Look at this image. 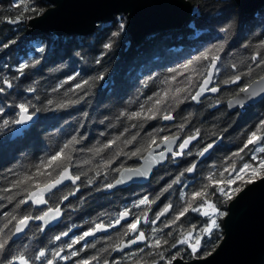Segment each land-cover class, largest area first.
Segmentation results:
<instances>
[{
	"label": "trees",
	"instance_id": "trees-1",
	"mask_svg": "<svg viewBox=\"0 0 264 264\" xmlns=\"http://www.w3.org/2000/svg\"><path fill=\"white\" fill-rule=\"evenodd\" d=\"M190 1L194 5L193 11L189 20L180 27L150 32L141 40L133 41L126 32L127 17L123 13L115 15L109 22L98 23L92 33L84 36H56L54 32L31 35L26 32L28 20L41 14L50 4L44 0H0V81L7 78L13 84L12 88H7L0 83L5 87V92L0 93V107L5 109L0 114V125L4 119L11 121L18 118L16 105L20 103H29V111L37 114L36 121L13 139L10 134L15 125L0 126V228L13 215L35 216L28 205L15 207L27 195L23 189L29 187L32 190L34 182L19 188L11 187L12 183L24 174L35 173L42 161L46 162L73 136L79 143L69 149L72 156L70 168L73 175L81 176L76 186L64 185L47 197L49 205H55L68 193H75L63 200L64 212L59 225L41 232L32 221L24 235L9 242L11 254L23 251L32 257L41 248L66 245L75 235L88 231L96 224H109L125 209L130 210L131 218H141L142 230L148 237L144 244L119 258L115 256L117 260L112 262V247L125 238L123 233L127 226L124 223L88 242L87 247H82L83 251L77 246L79 255L72 257L69 264L91 256L98 257L93 264H103L106 259H110V264H166V260L177 252L179 257L189 260L206 256L217 246L223 235L222 218L218 219L219 227L211 234L202 232L209 220L200 211L190 209L175 224H169V221L190 201L193 208L200 207L204 198L193 200L192 193L209 183L207 178L210 174L219 179L220 173L224 172L227 179L234 172L231 170L233 163L236 170L244 163H254L251 158L253 145H249L238 157H233V153L243 148L248 135L264 119V98L257 104L244 105L234 112L227 110L226 99L264 74V69L257 70L250 78L242 77L237 84L226 85L223 81L245 71L253 63L250 58L256 51L264 55V49L256 48L259 41L264 40V4L246 13L234 0ZM194 10L198 14L194 15ZM12 20L16 22H9ZM193 23L195 28L189 27ZM121 24L124 25L122 31ZM224 28L227 30L221 31ZM113 33L119 34L113 36ZM105 43H111V48L105 49ZM221 43L225 47L218 53L219 71L215 72L214 78V84L220 90L217 95L207 96L195 103L190 97L204 77L200 73L208 61H200L188 70L178 66ZM3 44H9V47L3 48ZM245 44L249 46L244 47ZM97 60L100 62L97 63ZM23 62L29 63L30 67L21 74L17 68ZM233 64L237 68H232ZM173 68L176 73L169 71ZM101 74L104 78L98 79ZM173 75L175 80H171ZM69 76L74 79L68 80ZM84 80L90 81L89 86L73 91L75 85ZM30 88L33 91H28ZM176 88L187 91L173 98ZM169 89L167 101L160 107L170 113L173 120L166 122L159 116L153 120L128 118V114L139 111L141 105L146 111L157 98L154 94L163 96L164 91ZM85 91L89 94L80 103L57 108L61 102L79 99ZM149 97L153 100L149 101ZM49 100L52 104L48 103ZM122 112L126 114L121 115ZM181 124L184 125L182 130ZM197 130V142L180 158L169 156L164 165L152 172L147 183L129 184L113 191L104 187L115 179L119 169L139 164L148 149L152 138L150 134L156 135L157 143L163 136L177 134L184 138L196 134ZM132 136L137 139L132 144H126L125 141ZM218 139L209 156L198 163L192 176L188 177L185 169L192 165L201 148ZM113 140L114 144L104 148ZM136 148H140L141 153L132 156ZM97 149L102 151L97 152ZM109 160L112 163L106 166ZM180 173H184L180 182L172 184ZM89 179L93 180L92 184L87 183ZM47 180L46 176L35 178V182L41 184ZM236 182L234 187L244 185ZM169 184H172L171 188H168ZM207 192V199L226 213L230 200L217 192L215 186L208 188ZM9 196L14 199L9 201ZM144 196L155 203L136 207ZM169 204L172 206L169 214L154 225L157 214ZM145 214L147 222H144ZM14 224L15 221L9 229ZM153 229L158 231L153 233ZM62 232L68 235L56 241L54 237ZM188 232H196L201 237V245L195 254L187 244L177 243ZM154 239L167 240L168 243L153 248ZM172 244L176 247L172 248ZM161 252L165 260L160 259L158 253Z\"/></svg>",
	"mask_w": 264,
	"mask_h": 264
},
{
	"label": "snow or ice",
	"instance_id": "snow-or-ice-1",
	"mask_svg": "<svg viewBox=\"0 0 264 264\" xmlns=\"http://www.w3.org/2000/svg\"><path fill=\"white\" fill-rule=\"evenodd\" d=\"M42 11V10H41ZM198 13L195 12L194 10V15ZM11 23H15V20L9 21ZM189 27L195 28V24H190ZM124 25H120L121 31L123 30ZM227 28L221 29V31H226ZM119 33H113V36L118 35ZM248 44H245L244 47H248ZM3 48L9 47V44H3ZM105 49L111 48V43H105L103 45ZM225 47L224 43H221L219 45H213L211 48L206 49L205 51L201 52L198 56H196L193 60H188L186 63L179 65L178 67L181 69L188 70L191 66L198 64L200 61H208L207 66L205 67L204 71L200 73V75L204 76L203 82L199 85V91L196 92L195 95H192L190 98L193 101H196L199 99V97L202 95L203 92L205 91H210V92H218L219 87H211L209 88L208 85L212 82L213 80V75L214 72L219 71L217 67V62L220 60L219 52H222ZM256 48L259 49H264V40H260L259 43L256 45ZM41 52H43V49H40ZM251 61L253 62L252 64H249L246 68L245 71L240 72L230 79H226L223 81L224 84H237L242 77H252L254 72H257V70H262L264 69V55L261 54L260 51H256L255 54L251 56ZM100 61L97 60V63ZM38 63V61L36 62ZM254 65V66H253ZM30 65L27 62L20 63L17 71L21 74H23L24 70L26 68H29ZM232 68H237L236 64L231 65ZM170 72L176 73V69H169ZM104 76L101 74L98 79H103ZM74 77L69 76L68 80H73ZM176 76L173 75L171 77V80H175ZM167 82V81H166ZM3 85H6L7 88H12L13 84L12 81L4 78L2 81H0ZM90 84L89 80H84L82 83H77L75 85V90L79 89H84L87 88ZM147 84V81H145V85ZM253 84H259V85H264V74H260L259 78L257 80H253L251 83L246 84L244 87L239 88V93L246 94L244 99H252L256 97L259 94L264 93V88L261 89L260 92H257L255 89H253ZM28 91H33V89H28ZM171 90H165L163 93V96H161L159 93L154 94L157 98L154 100L153 104L151 107H149L146 111L144 109V105L140 106V110L136 112H132L128 114L129 119H145V120H153L156 119L158 116L159 118L165 120V121H170L173 120L174 117L166 112L164 109H162L160 106L164 105L167 101V98L169 96V92ZM182 91H187V89H182V88H176L175 92L172 93L173 98H176L177 94L182 92ZM5 92V87L0 86V93ZM89 93L87 91L84 92L83 95L79 97V99H72L68 101L61 102L57 104V108H66L71 105H76L83 101L85 97ZM187 98V97H185ZM149 101H152L153 98L149 97ZM182 102V101H178ZM49 104H52V101H48ZM236 104H240L243 106V100L237 99L235 100ZM230 106H232V102H230ZM18 107L19 112L17 113V117L14 120L9 121L8 119H4L2 122L3 127L8 126L10 123L14 125H24L27 122L31 121L33 117L36 115L35 111L30 112V104L29 103H20L16 105ZM5 109L3 107H0V114H3ZM126 113L122 112L121 115H125ZM135 127V125H133ZM184 127L183 124L180 125V129L182 130ZM159 131H162L159 130ZM151 140L149 141V146H148V153H149V159L154 160L155 156L153 155L154 149H152L151 145L155 144L156 147L158 148L160 144L166 145L165 149L163 151H160L159 153H156L155 155H158L159 160L163 161L165 159V152H172L171 145L176 142L178 139V136H163L160 138V144L156 143V135H152ZM197 135H199V130H197L196 135H191L188 136L186 139L183 140L182 143L179 144V151L172 152L173 157H180L184 155V149L188 147V145L191 143V141L195 140L197 138ZM117 140L119 137L116 138ZM137 139L136 136H132L131 139H128L125 141L126 144H132L135 140ZM264 141V119L260 120L259 124L256 126V130L252 131L248 137L247 141L244 143L243 148L239 149L237 152L233 153V157H238L242 152L245 151L249 147V145H256L259 142ZM79 143L77 138L75 136L72 137L68 143H66L63 147L59 149V151H56L55 154L51 155L46 162L42 161L40 165L37 166L36 172L29 175V174H24L22 177L19 179L15 180L12 183L13 188H19L21 185H28L32 182H34V189L35 190H30L29 187H25L23 189L24 192L27 193V196L23 199H20L18 203L16 204V208H19L21 205L27 204L29 201H31L32 204L35 205H48V199L45 198V194H51L53 192V189H57L59 185H62L65 181H71L73 185L76 184L77 181L81 179L80 175H73L70 171V166L72 162V156L70 154L69 149L71 148L72 145ZM115 143V140L109 141L108 144L104 145V148L110 147L112 144ZM215 143V142H213ZM213 147V144L210 143L208 144L205 148H203L202 151H200L198 154L200 156H203L206 152L209 151ZM102 151V149H97V152ZM141 153L140 148H136L134 151H132L131 155L132 156H137ZM253 155H252V160L257 161V164L254 166L253 164L250 163H244L242 167L239 168L237 171L235 168V164L233 163L231 165V170L236 172L235 178L228 177L227 179L224 178V172L220 173V178L217 179L214 177V175L210 174L208 176V181L209 183L206 184L204 187L201 188L200 191H196L192 193V199L195 200L197 198H204V202L200 205L199 208H193L192 207V202L190 201L187 206H185L181 211L177 213V215L174 217L173 220L169 221V224H175L177 220H179L182 216H184L190 209L191 211H200L202 208H207L208 211H204L203 215L204 216H209L211 214H218L219 216H224L225 213L220 212L219 209L215 206V204L211 203L207 197H208V192L207 189L210 187L215 186V189L217 192H219L221 195L225 197L226 200H231L233 198V195L235 193H238L241 191V188L237 187L235 189H231L230 191L226 190L227 186H230L234 184L237 180L241 181L242 184H251L255 182L258 179H264V157L257 156L255 153H264V147H256L253 149ZM191 155V153H188ZM242 158V157H241ZM112 161L109 160L106 162V166L111 164ZM196 165L192 164L190 167L185 169L186 172H193L195 169ZM42 169L44 171H42ZM59 169V171H57ZM118 171V170H117ZM125 171H139V170H131V169H125ZM224 171H228V169H225ZM56 173L55 176H53V173ZM250 173L247 179H245V174ZM141 175H147V172H142L140 173ZM99 175V173H97ZM184 173H180V176H177L175 180L172 181V184H176L180 182V177L183 176ZM41 176H46L48 177L47 182L45 183H40V182H35L36 177H41ZM121 180H117L116 183L119 184L121 183ZM88 184H92L93 180L89 179L87 181ZM172 184L168 185V188L172 187ZM114 185L111 183L105 184V188H112ZM10 189H6L8 191ZM78 190V187H77ZM164 191H167L165 189ZM74 192L68 193V195H65L62 200H67L69 196L74 195ZM9 201L14 199L13 196L8 197ZM62 202V201H61ZM155 203L154 200H149L147 196H144L143 199H140L138 204L135 205L138 207L139 205H149ZM172 206L166 205L164 209L157 214L156 219H159L161 216H163L165 213L169 211V209ZM41 214L40 215H22V216H11V219L8 220L7 223L4 224L3 228H0V264H36V262H39V264H55L57 259L59 260H70L72 257H76L79 255L78 251H71L67 255H61L65 251V247L68 249H72L73 245L79 244L81 241L85 240V237L92 236L94 235L95 232L113 227V224H108L104 225L102 223L96 224L94 228L90 229L89 231H85L82 235L76 236L74 239H72L71 243H68L65 245V247H61L56 251H52L50 253V258H49V251L47 249L41 248L34 256L29 257L28 255L25 254V252L20 251L17 252L16 254H11L10 248H9V242L13 239V237L17 236V234H22L24 233L25 229L29 227V222L30 221H42L43 225H48L51 221L56 220L59 218L62 214V209L57 206L55 208L53 207H47L46 210L41 209ZM130 210L125 209L123 212L119 214V217L115 220V224H120V221L130 215ZM5 215H8L7 213ZM15 221V224L13 225L12 229H9V225H11ZM144 222H147V216L145 214ZM139 223H140V217L137 216L134 218L133 222L128 223L127 227L123 233V235L126 237L129 235V233H136L138 232V235H136L132 239H128L126 242L121 241L120 243L116 244L113 248V251H118L121 250L123 247H126L127 245H133L137 244L139 241H145L148 239V237L145 236L143 231H138L139 228ZM155 223V221H153ZM168 226V225H165ZM39 230L41 232L44 231L43 226H38ZM219 225L217 223V219L213 218L210 220V222L207 224L206 227L202 229L203 233L206 234H211L213 229L218 228ZM5 229H9L8 232H5ZM157 229H153V233L157 232ZM67 232H62L59 235L55 236L54 239L56 241H59L61 237L67 236ZM192 236L191 232H188L183 239L178 240V244H188V246L191 248L192 254H195L198 250V247L201 245V237L197 236L195 239L194 243H189V239ZM167 240H161V239H154L152 243L153 248H160L162 244H167ZM84 247H87V244L84 245ZM172 248L176 247V244L171 245ZM83 251V248L81 249ZM107 251V249H105ZM142 252L143 249H140ZM7 253V255H5ZM151 254V253H150ZM134 255V254H133ZM159 257L161 260H165V257L163 253H158ZM180 256V253L177 252L175 255L171 257V259L166 260V264H173V261L176 260ZM94 261H98L97 256H91L88 259H81L76 261V264H93ZM103 264H108V261L105 260ZM114 264H119V262H114Z\"/></svg>",
	"mask_w": 264,
	"mask_h": 264
},
{
	"label": "water",
	"instance_id": "water-1",
	"mask_svg": "<svg viewBox=\"0 0 264 264\" xmlns=\"http://www.w3.org/2000/svg\"><path fill=\"white\" fill-rule=\"evenodd\" d=\"M44 1L50 5L41 14L28 20L26 29L28 34L38 35L47 32H54L56 36H84L92 33L98 23L109 22L114 18L115 15L123 13L127 17L125 25L126 32L131 36L133 41H139L150 32L180 27L189 20L194 8V5L190 0ZM234 2L241 8L243 12L246 13L252 12L264 4V0H234ZM214 78L215 72L212 82L208 85L209 88L218 86L214 84ZM258 78L259 77L253 80H257ZM203 79L204 77L202 78L199 85L203 82ZM199 85L197 86L193 95L199 91ZM262 88H264V85L253 84V89H255L257 92H260ZM218 92L213 93L210 91H205L202 93L199 99L194 102L197 103L207 96H215L218 94ZM238 93L239 91L226 99V108L229 112L241 110L244 105L247 104H257L264 98V93H262L252 99L245 100L244 97L246 94L240 93L238 95ZM237 99L243 100V106L235 103V100ZM230 102H232V106H230ZM36 119L37 114L31 121L24 125H15L10 134V138L13 139L20 135L21 132L29 128L36 121ZM171 136H178L176 142L171 145L172 152L179 151V144L188 137L181 138L177 134L170 135L169 137ZM198 137L199 136L197 135V138L191 141L188 147L183 151H188L190 147L197 142ZM218 141L219 139L214 141L215 143L211 142L213 147L218 143ZM260 143L261 142L258 144ZM157 144H160V141H158ZM258 144L253 146H257ZM151 147L154 149L153 155L155 156V159L150 160L149 153L146 150L138 165L119 169L115 179L111 182V184L114 186L110 188V190H117L129 184L147 183L152 175V172L159 166L164 165L167 162L169 156L173 157L172 152H165V159L160 161L158 155L155 154L163 151L166 145L160 144V146L157 148L156 145L153 144ZM213 147L209 149V151L203 156L198 154L192 164L197 166L198 163L209 156ZM173 158L177 159L179 157ZM125 169L139 171H125ZM142 172H147V175H141L140 173ZM193 172H186L187 176H192ZM118 179L122 181L119 184L116 183ZM78 182L79 181H77L75 185H77ZM67 184L73 185L71 181H65L62 185H59L57 189H53V192ZM32 190L35 189L33 188ZM47 195L49 194H45V198ZM27 205H32L35 208H43L45 206L32 204L31 201L23 206ZM58 206L62 209V204H59ZM170 210L171 208L159 219L155 218V223L153 224L155 225L158 221L165 218L169 214ZM62 215L63 209L61 216L56 220L51 221L48 225H43L42 221L38 222L44 227V231H46L55 227L61 221ZM108 229L109 228L101 229L95 232L94 235L85 238H90L104 233ZM222 230L223 235L221 240L209 254L189 260L178 257L173 261V264H264V179H258L251 184L245 185L243 188H241V191L236 193L227 203L226 213L222 218ZM24 233L17 234V236L13 237L12 241L17 240L22 235H24ZM145 242L146 240L139 241L137 244L127 245L121 250L115 252L121 253L135 245L144 244Z\"/></svg>",
	"mask_w": 264,
	"mask_h": 264
},
{
	"label": "flooded vegetation",
	"instance_id": "flooded-vegetation-1",
	"mask_svg": "<svg viewBox=\"0 0 264 264\" xmlns=\"http://www.w3.org/2000/svg\"><path fill=\"white\" fill-rule=\"evenodd\" d=\"M191 148V147H190ZM201 150H202V148H201ZM200 150V151H201ZM199 151V152H200ZM185 152H187V151H185ZM184 152V153H185ZM198 152V153H199ZM198 155V154H197ZM181 157V156H180ZM179 157V158H180ZM197 157V156H196ZM178 159V158H177ZM196 159V158H195ZM195 161V160H194ZM189 177V176H188ZM191 177V176H190ZM73 186H76V185H73ZM55 192V191H54ZM53 193V192H52ZM51 193V194H52ZM50 195V194H49ZM49 195H47L46 196V199H47V197L49 196ZM63 200H62V202H59V203H57V204H55V205H49V203H48V205H45L43 208H35V207H33L32 205H28V206H30L31 207V209H32V213L34 214L35 213V215H40L41 214V209H43V210H46L47 209V207H53V208H55L56 206H58L59 204H62V209H63ZM63 212H64V209H63ZM121 212H123V211H121ZM121 212H119L118 213V217H119V214L121 213ZM63 216V215H62ZM118 217H116V218H113L112 220H110V222H109V224H113L114 226L113 227H109V229L106 231V232H104V233H101V234H98V235H95V236H93V237H90V238H85V240H83V241H81L79 244H75V245H73V248L72 249H68V248H66L65 247V245H54V246H50V247H48V248H44V249H47L48 251H49V258H50V253L52 252V251H56V250H58L59 248H61V247H65V251L63 252V253H61V255H67V254H69L71 251H76L77 250V246H80V248H82V247H84V245L85 244H87L88 242H91L92 240H94L96 237H98V236H100V235H102V234H107L108 232H111V230L112 229H114L115 227H117V226H119V225H121V224H123L124 225V223L126 224V226H127V224L128 223H131V222H133V218H131L130 217V215L128 216V217H126V218H124V219H122L121 221H120V224H115L114 222H115V220L118 218ZM62 220V219H61ZM33 222H35V224H37V226H42L38 221H33ZM61 222V221H60ZM59 222V223H60ZM32 223V221H30L29 222V226H30V224ZM59 223L55 226V227H53V228H56L58 225H59ZM104 225H108V224H104ZM95 227V226H94ZM93 227V228H94ZM53 228H50V229H53ZM28 229V228H27ZM27 229H26V231H27ZM50 229H48V230H50ZM92 229V228H91ZM90 230V229H89ZM88 230V231H89ZM25 231V232H26ZM138 231H143L142 230V226H141V218H140V223H139V228H138ZM144 232V231H143ZM84 233V232H83ZM83 233H81L80 235H82ZM25 234V233H24ZM144 234H145V232H144ZM80 235H75L74 237H73V239L76 237V236H80ZM136 235H138V232H136V233H129V235L127 236V237H125V238H123V239H121V240H119L116 244H118V243H120L121 241H124V242H126L128 239H132V238H134ZM72 241V240H71ZM71 241H69V242H67L66 244H68V243H71ZM58 243V242H57ZM115 244V245H116ZM114 245V246H115ZM142 244H139V245H135V246H133V247H131V248H129L128 250H126V251H123V252H121V253H119V252H115V251H113V248H114V246L112 247V250H111V252H110V256L113 258V260H112V262L114 261V260H117L116 259V257L118 256V258H119V256L120 255H124L126 252H129V251H131V250H133L134 248H136V247H139V246H141ZM116 256V257H115ZM71 260V259H70ZM70 260H67V261H64V260H59V259H57V261L55 262V264H69V262H70ZM107 261H108V264H110V259H106ZM105 261V260H104ZM103 261V262H104ZM36 264H39V262H36Z\"/></svg>",
	"mask_w": 264,
	"mask_h": 264
},
{
	"label": "rangeland",
	"instance_id": "rangeland-1",
	"mask_svg": "<svg viewBox=\"0 0 264 264\" xmlns=\"http://www.w3.org/2000/svg\"><path fill=\"white\" fill-rule=\"evenodd\" d=\"M256 147H264V141H262L260 144H258L257 146H253V149L254 148H256ZM254 153H253V150H252V153H251V155H253ZM257 156H260V154L261 153H255ZM260 157H264V155H261ZM254 163H250V164H253L254 166L257 164V161H253ZM242 167V166H241ZM239 170V169H238ZM237 170V171H238ZM235 175H236V172H233V174H231L230 175V177H232V178H235ZM250 175V173H248V174H245V179H247L248 178V176ZM239 181V180H238ZM237 181V182H238ZM236 182V183H237ZM240 183H241V185H242V182L241 181H239ZM245 185H247V184H244L242 187H240L239 186V188H243ZM235 188H237L236 187V185H235V187H234V185L232 184V185H230V186H227V188H226V190H228V191H230L231 189H235ZM236 194V193H235ZM234 194V195H235ZM218 209V208H217ZM204 211H208V209L205 207V208H202L201 210H200V213H202L203 214V212ZM220 211V210H219ZM220 212H223V211H220ZM224 213V212H223ZM213 218H215V219H217V222H218V219L219 218H223V216H219L218 214H211L210 213V215L208 216V220H209V222H210V220L211 219H213ZM192 233V236L190 237V239H189V243H194L195 242V239H196V237H197V234L198 233H196V232H191ZM188 245V244H187ZM189 247V246H188ZM190 248V247H189ZM191 249V248H190Z\"/></svg>",
	"mask_w": 264,
	"mask_h": 264
}]
</instances>
